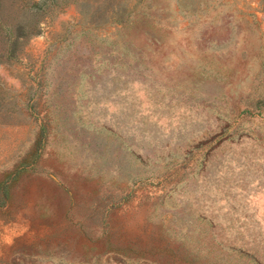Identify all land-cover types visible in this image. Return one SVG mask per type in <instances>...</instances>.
<instances>
[{"label":"rangeland","instance_id":"374dc122","mask_svg":"<svg viewBox=\"0 0 264 264\" xmlns=\"http://www.w3.org/2000/svg\"><path fill=\"white\" fill-rule=\"evenodd\" d=\"M0 264H264V0H0Z\"/></svg>","mask_w":264,"mask_h":264}]
</instances>
